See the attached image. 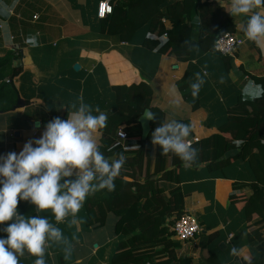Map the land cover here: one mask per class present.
I'll use <instances>...</instances> for the list:
<instances>
[{
    "label": "crops",
    "instance_id": "crops-1",
    "mask_svg": "<svg viewBox=\"0 0 264 264\" xmlns=\"http://www.w3.org/2000/svg\"><path fill=\"white\" fill-rule=\"evenodd\" d=\"M100 1L0 0V59L10 53L13 67L18 64L21 67L12 78L18 90L17 103L10 111L0 110V156L10 151L19 153L25 142L42 135L47 122L55 117L68 119L69 113L78 112L82 104L91 106V110L98 106L104 113L113 109L116 106L114 86L151 83L153 104L166 114L164 125L180 119L190 120L193 137L185 139V143L217 132L216 126L241 92L247 96L260 92L249 75L264 76V37H260L255 46L248 42L241 29L251 15L264 16L263 6L233 16L235 33L246 42L234 55L235 65L242 69L227 73L218 58L207 54L200 53L188 62H178L168 54L159 57L139 43L109 38L100 31ZM226 3L230 7V0ZM29 37L35 38L34 43L28 42ZM76 63L79 68H75ZM175 64H178L176 69ZM4 71H7L4 80L9 82L10 66H5ZM185 71L190 72V85H199L196 95L201 105L198 109H193L178 89L177 80ZM36 121L39 127L35 126ZM225 135L231 137L229 133ZM101 136L99 129L92 133L97 146ZM156 145H153L154 153ZM236 155L230 157V165L222 172L213 171L205 164L196 167L185 164L177 169L185 193V211L195 215L202 225L201 234L181 241L178 252L192 256L195 263L208 264L212 256L217 264H264V252L259 247L264 228L250 238L252 230H258L263 224L253 223L258 218L257 213L248 221L243 213L251 188L237 191V201L232 203L234 183L249 181L246 166L235 159ZM90 166L91 162L89 170ZM69 171L71 175L62 176L61 183L75 181L78 174L83 175L80 169L69 168ZM141 176H145V170ZM94 181L95 177L90 183ZM17 207L26 218H46L52 227L60 230L59 237L46 233L42 257L45 264H110L121 239L115 233L113 217L102 227L87 228L85 201L77 213L69 212L60 222L51 208L37 211L38 206L24 200H19ZM12 222L0 223L3 236H7L3 229ZM15 254L18 264H35L38 259L26 248L23 255Z\"/></svg>",
    "mask_w": 264,
    "mask_h": 264
},
{
    "label": "trees",
    "instance_id": "trees-1",
    "mask_svg": "<svg viewBox=\"0 0 264 264\" xmlns=\"http://www.w3.org/2000/svg\"><path fill=\"white\" fill-rule=\"evenodd\" d=\"M110 3L112 13L100 18L99 23L100 31L109 38L139 43L159 57L168 54L178 62H188L203 53L218 58L227 73L242 69L235 65L234 56L224 55L214 48L220 33L236 32L233 15L217 0H110ZM248 42L258 45L254 41ZM5 66L11 68L9 82L4 80L7 71L2 72ZM0 68V110L7 112L18 100L12 78L21 67L19 64L13 67L9 53L0 59ZM189 73L185 71L177 80V86L192 108L198 109L201 102L197 95L193 96ZM249 80L260 87V92L255 96L241 92L237 102L228 107L225 118L216 126L217 132L192 141L190 146L194 151L183 161L171 151L163 155L159 144L153 152L151 133L164 125L166 117L164 109L153 104V85L142 81L113 87L116 106L105 112L107 126L99 129L102 136L97 149L109 163L120 153L126 157V163L114 181V191L101 189L86 197L84 219L87 228H99L110 217L115 219L114 230L121 239L110 264H198L192 256L179 255L181 241L175 238L173 231L175 221L186 213L185 193L177 169L185 164L193 167L205 164L213 171L222 172L232 159L226 158L225 154L234 148L239 150L235 159L246 166L249 181L234 183L232 203L237 201V191L250 187L252 193L246 199L243 213L247 221L257 213L258 218L253 223L263 224L258 230H252L250 238L264 228V76L249 75ZM147 108L151 109L154 119L148 138L143 140L139 118ZM92 114L99 112L92 110ZM175 123L191 125L188 119ZM122 125L128 134L126 140L117 136ZM191 133L187 138L193 137ZM90 170L94 172V184L106 178L99 176L92 163ZM143 170L145 176H141ZM3 237L0 233V238ZM261 240L259 247L264 252V237ZM208 264L217 262L210 256Z\"/></svg>",
    "mask_w": 264,
    "mask_h": 264
},
{
    "label": "clouds",
    "instance_id": "clouds-1",
    "mask_svg": "<svg viewBox=\"0 0 264 264\" xmlns=\"http://www.w3.org/2000/svg\"><path fill=\"white\" fill-rule=\"evenodd\" d=\"M217 2L233 16L247 14L264 5V0H230V7L226 0ZM242 31L248 40L259 44V38L264 37V17L259 13L251 15ZM34 40V37L28 38L29 43ZM192 88L195 97L199 85L193 84ZM96 110L99 114L93 115L91 106L82 104L78 112L69 113L68 119L55 117L47 122L42 135L25 142L19 153L10 151L0 156L3 161L0 163V177L3 178L0 179V223L13 221L3 229L7 236L0 238V264H18L15 253L23 255L25 248L38 257L35 264H45L42 257L46 233L56 237L61 235L46 218H26L20 214L19 200L38 206L37 211L51 208L60 222L69 212L77 213L92 192L115 190L114 181L125 165L126 157L117 154L118 158L109 163L97 149L92 133L107 126V115L99 111L98 106ZM146 118L152 120L154 114L148 112ZM191 132L190 124L169 123L155 128L151 142L162 147L163 155L171 151L183 161L194 151L185 143ZM90 162L100 177H106H97L99 183H90L94 180V172L88 168ZM69 168L80 169L83 175L78 174L75 181L61 183L62 176L71 175Z\"/></svg>",
    "mask_w": 264,
    "mask_h": 264
},
{
    "label": "built area",
    "instance_id": "built-area-1",
    "mask_svg": "<svg viewBox=\"0 0 264 264\" xmlns=\"http://www.w3.org/2000/svg\"><path fill=\"white\" fill-rule=\"evenodd\" d=\"M112 11L113 5L108 0H102L99 2L98 16L100 18L106 17L108 14H111ZM245 42L246 40L240 34L223 32L218 35L214 48L219 53L234 56ZM117 136L120 140L128 139V134L123 128L118 130ZM186 143L191 145L192 141H186ZM173 231L176 239L180 241H188L195 239L201 234L202 225L195 215L186 212L175 221Z\"/></svg>",
    "mask_w": 264,
    "mask_h": 264
},
{
    "label": "water",
    "instance_id": "water-1",
    "mask_svg": "<svg viewBox=\"0 0 264 264\" xmlns=\"http://www.w3.org/2000/svg\"><path fill=\"white\" fill-rule=\"evenodd\" d=\"M79 67H80V65H79L78 63H76V64H75V68H79ZM173 68H174V69L178 68V64H175V65L173 66ZM148 112H151V113H152V111H151L150 108L145 109L144 113H143V114L140 116V118H139V121H140V123H141V127H142V135H141V138H142L143 140H146V139L148 138L149 133H150V131H151V121H152V120H149V119L146 118V114H147ZM39 125H40L39 122L36 121V122H35V126H36V127H39ZM237 153H238V149H237V148H235V149H230V150H228V151L226 152L225 157H226V158H230V157H232V155L237 154Z\"/></svg>",
    "mask_w": 264,
    "mask_h": 264
}]
</instances>
